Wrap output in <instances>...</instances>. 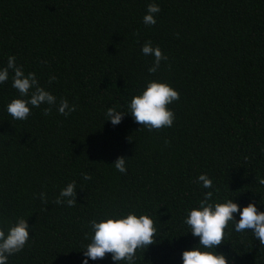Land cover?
Returning <instances> with one entry per match:
<instances>
[{
    "label": "trees",
    "instance_id": "1",
    "mask_svg": "<svg viewBox=\"0 0 264 264\" xmlns=\"http://www.w3.org/2000/svg\"><path fill=\"white\" fill-rule=\"evenodd\" d=\"M149 2L0 0V66L15 55L58 100L77 106L46 116L41 105L13 120L5 105L18 93L11 79L0 85V227L22 216L31 228L8 264H81L88 222L129 211L151 214L156 227L135 264H182L199 239L183 220L208 191L194 182L200 173L213 180L214 200L264 211V0H155L157 23L145 25ZM146 41L168 57L155 73L140 51ZM149 79L179 90L171 127L149 131L127 113L118 125L105 121L108 106L126 110ZM119 156L126 173L112 164ZM73 180L75 206L56 204ZM225 231L217 251L230 264H264L250 230L230 223ZM111 255L89 264H118Z\"/></svg>",
    "mask_w": 264,
    "mask_h": 264
},
{
    "label": "clouds",
    "instance_id": "2",
    "mask_svg": "<svg viewBox=\"0 0 264 264\" xmlns=\"http://www.w3.org/2000/svg\"><path fill=\"white\" fill-rule=\"evenodd\" d=\"M160 5L151 0L147 4L143 16L145 25L157 23L156 14L160 12ZM144 56L152 57L149 73H155L162 60H167L159 45L146 41L140 49ZM11 79V87L16 89L18 96L12 98L6 105V112L13 120H27L33 108H43V114L48 115L54 107L57 113L68 116L76 110L75 104L67 99H57L52 91L39 83L37 74L33 71L25 72L24 67L16 62L15 55L7 57V63L0 66V85ZM49 77V83L55 80ZM179 90L170 83L159 79H149L142 90L127 101L126 110L121 111L117 106H108L105 111V121L118 125L124 115L131 114L135 122L149 131L161 127H171L175 120L174 110L169 107L179 100ZM120 173L127 172L125 156H119L112 163ZM84 180L90 179L87 172L82 173ZM202 189V198L196 206L191 207L184 217L183 223L188 226L193 237H198L195 246L186 248L181 253L182 264H230L229 258L217 248L225 241L226 228L230 223L236 232L250 230L253 236L264 245V211L258 210L256 202L241 205L234 199L226 198L214 200L213 180L206 174L200 173L194 181ZM258 183L264 185V178ZM218 191V189H216ZM42 201L47 197L44 192L39 194ZM56 204L73 207L77 203V182H68L59 191L55 198ZM239 213V219L235 214ZM89 231L85 239L89 242L83 249L81 264H89L111 253V259L120 264H135L138 249H146L155 242L157 236L154 218L151 214H137L129 211L126 214H103L99 218H92L89 222ZM31 228L27 219L17 217L7 228L0 227V264H8L9 257L22 251L30 241Z\"/></svg>",
    "mask_w": 264,
    "mask_h": 264
}]
</instances>
